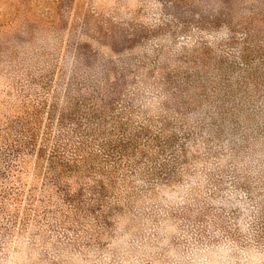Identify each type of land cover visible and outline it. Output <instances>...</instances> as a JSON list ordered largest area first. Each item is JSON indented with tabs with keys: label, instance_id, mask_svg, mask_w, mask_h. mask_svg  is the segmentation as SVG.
Masks as SVG:
<instances>
[{
	"label": "rangeland",
	"instance_id": "374dc122",
	"mask_svg": "<svg viewBox=\"0 0 264 264\" xmlns=\"http://www.w3.org/2000/svg\"><path fill=\"white\" fill-rule=\"evenodd\" d=\"M0 264H264V0H0Z\"/></svg>",
	"mask_w": 264,
	"mask_h": 264
},
{
	"label": "trees",
	"instance_id": "16d2710c",
	"mask_svg": "<svg viewBox=\"0 0 264 264\" xmlns=\"http://www.w3.org/2000/svg\"><path fill=\"white\" fill-rule=\"evenodd\" d=\"M243 64H240L239 66H242Z\"/></svg>",
	"mask_w": 264,
	"mask_h": 264
}]
</instances>
